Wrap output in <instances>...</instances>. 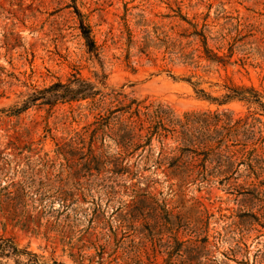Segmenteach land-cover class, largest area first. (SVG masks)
<instances>
[{
	"label": "rangeland",
	"instance_id": "374dc122",
	"mask_svg": "<svg viewBox=\"0 0 264 264\" xmlns=\"http://www.w3.org/2000/svg\"><path fill=\"white\" fill-rule=\"evenodd\" d=\"M76 79L105 87L108 102L127 96V103L163 106L179 118L227 111L244 118L256 107L208 101L191 83L213 98L234 86L264 96V0H0V210L10 203L4 188L19 190L43 226L35 233L0 211V237L47 260L100 264L103 246V264H127L130 235L156 226L165 238L173 228L187 240L211 216L219 261L264 264V228L251 218L264 210V196L244 177L234 185H185L178 174L193 167V155L172 137L122 155L111 139L102 145L108 124L92 100L42 95ZM93 150L103 155L94 169ZM207 165L215 180L233 175L225 159ZM37 191L50 198L32 202L28 195ZM133 218L137 232L127 227Z\"/></svg>",
	"mask_w": 264,
	"mask_h": 264
},
{
	"label": "trees",
	"instance_id": "16d2710c",
	"mask_svg": "<svg viewBox=\"0 0 264 264\" xmlns=\"http://www.w3.org/2000/svg\"><path fill=\"white\" fill-rule=\"evenodd\" d=\"M82 29L87 46L94 51L95 41L86 27L83 26ZM191 85L194 86L199 97L208 101L219 105L239 101L255 106L256 112L238 119L229 111L186 113L179 118L172 110L163 106L147 105L145 101L138 100L127 103V96H123L124 100L108 102L110 94L104 92L105 87L99 89L94 83L81 79H76L67 85L55 84L44 90L42 95L51 94L55 99L71 101L92 100L93 107L100 111L101 118L108 124V130L103 131L102 145L105 144L106 139H111L121 149V153L117 154L122 155V152L128 153L131 150L136 152L140 149L145 151L147 147L152 146L155 138L160 142L169 137L176 139L193 155V167L178 174L185 185L226 184L231 179L234 185L244 177L245 185L254 187V190L264 196V131L261 126L264 117V96L255 87L234 86L227 88V94L223 99H219L213 98L203 89L198 90L195 84L191 83ZM230 142L233 143L231 146L228 144ZM102 157L103 155H98L96 150H93L91 166L99 165ZM214 159H225L228 167H233V175L221 176L225 178L220 181L215 180L219 179V176H215L207 165ZM155 163L160 165L162 162L158 160ZM243 167L244 171L241 173ZM4 190L6 201L10 203L1 206L3 217L24 229L32 227L35 233L40 232L43 226L35 221L31 214L30 205L25 201L26 193H21L19 190L10 192L7 191L8 188ZM28 196L29 200L39 202L40 205L45 199L50 198L41 191L29 193ZM57 197L63 203V211H68L70 208L68 194L61 192ZM209 218L205 222L202 221L201 225L198 223L192 229L191 238L187 240H180L178 232H174L173 228L167 230L169 236L165 238L163 232L155 233L156 226L151 227L149 235L145 232H140L142 236L138 238L136 234L130 235V239L123 241V244L127 245L125 248L127 264H225L219 261L212 250L217 246L210 241ZM251 218L264 228V210L260 214H251ZM132 223L127 227L137 232L134 218ZM168 223L174 226V223ZM50 231L51 229L47 228L45 234ZM148 241L152 242V251L146 248ZM101 248L98 256L100 264H103L105 248L103 246ZM160 258L162 262L159 261ZM5 260L13 264H68L55 258L47 260L45 256L30 250L29 247H21L14 239L0 237V264Z\"/></svg>",
	"mask_w": 264,
	"mask_h": 264
}]
</instances>
